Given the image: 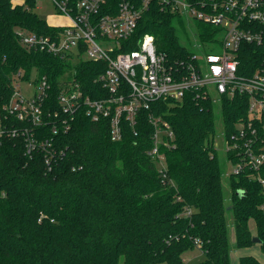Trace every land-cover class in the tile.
<instances>
[{
	"label": "trees",
	"instance_id": "1",
	"mask_svg": "<svg viewBox=\"0 0 264 264\" xmlns=\"http://www.w3.org/2000/svg\"><path fill=\"white\" fill-rule=\"evenodd\" d=\"M187 1L202 9V2L211 0ZM172 2L152 0L121 50L138 49L142 36L152 34L157 48L170 57L188 55L175 24H182L183 14L172 9ZM37 4L0 0L4 125H23L1 111L14 93L19 72L23 79L34 72L37 78L46 76L50 90L45 110L60 108L58 95L66 79L76 78L93 98L102 91L94 79L105 72L106 62H74L20 43L21 29L43 34L60 29L35 11ZM118 4L108 0L101 13L110 11L108 7L116 13ZM198 27L202 41L216 40L218 26L198 20ZM244 49L264 54V46L244 44ZM241 99H227L220 112L210 101L190 96L182 103L159 100L152 105L151 111L163 112L175 132L176 147L166 151V177L147 154L153 126L146 111L135 128L124 125L120 140L112 139L108 119L94 122L84 109L67 132L53 134L51 121L42 125L36 135L53 137L54 147L64 151L54 156L50 170L42 150L27 154L22 136H5L0 146V264H185L184 254L195 247L206 256L198 264H232L229 211L234 215V247L259 245L264 250V185L251 177V170L231 175L232 206L227 209L224 170L213 144L220 115L232 132L246 114ZM259 174L264 177V166ZM254 237L261 241L254 242ZM239 264L264 262L244 254Z\"/></svg>",
	"mask_w": 264,
	"mask_h": 264
},
{
	"label": "built area",
	"instance_id": "2",
	"mask_svg": "<svg viewBox=\"0 0 264 264\" xmlns=\"http://www.w3.org/2000/svg\"><path fill=\"white\" fill-rule=\"evenodd\" d=\"M151 1L119 0L116 13L108 7L110 11L103 14L108 0H52L68 18V25H55L60 29L52 34L19 30L20 43L30 50L74 62L104 61L107 68L94 79L102 85L96 98L87 94L74 77L62 82L60 108L56 110L44 109L50 90L46 76L37 78L34 72L30 79H23L24 73L19 72L16 79L30 80L36 90L33 96H24L15 79L14 93L1 111L5 118L15 117L23 125H4L0 112V146L5 136H22L26 153L42 150L50 170L54 156L64 151L54 147L53 137L36 135L42 125L51 121L53 134L67 132L76 114L84 109L94 122L108 119L112 139L120 140L124 125L135 128L146 111V119L153 126L147 154L160 175L166 177V151L176 147L175 132L163 112L151 111L152 105L159 100L169 105L182 103L190 96L210 101L220 112L227 99L241 97L246 114L235 122L232 132L224 124L228 159L234 164L229 177L251 170V177L264 185V177L259 174L264 166V54L244 49V44L264 46V0L203 1L202 9L186 0L194 19L220 28L215 41H202L204 57L191 50L184 57H170L157 48L152 34L142 36L138 49L122 51ZM171 5L182 13L177 0ZM216 43L222 45L221 52L207 50Z\"/></svg>",
	"mask_w": 264,
	"mask_h": 264
},
{
	"label": "rangeland",
	"instance_id": "3",
	"mask_svg": "<svg viewBox=\"0 0 264 264\" xmlns=\"http://www.w3.org/2000/svg\"><path fill=\"white\" fill-rule=\"evenodd\" d=\"M14 3H21L22 0H12ZM180 6V9L183 14V22L182 24L175 23L177 27V32L180 36L181 42L184 46H186L189 50L197 53L199 57H204L205 55V45L203 44L200 36L198 35L199 27L198 20L194 19V15L186 3V0H177ZM35 11L44 19L48 21L51 25H68V18L60 13L52 0H38L37 7ZM209 51L221 52L222 45L220 43H216V45H210L207 47ZM34 74V73H33ZM18 84V89H20L21 93L24 96H33L36 85L30 82V80H20L16 79ZM215 93V92H214ZM224 121L220 116L216 123V131L214 135V147L216 149L219 161L223 167V184H224V192L226 194L225 205L227 209H231L232 200L230 197L229 190V174L234 171V164L228 159V153L226 150V139L224 136ZM227 224L229 227V243L232 246L231 251V262L232 264H239V259L241 255L244 254H253L252 249L255 246L260 249V253L258 254L259 259L264 262V250L260 248L259 245L251 246V247H234V243L236 241L235 232H234V215L232 211L227 213ZM251 227L253 233H256V228L254 222H251ZM256 256V255H255ZM206 258L205 253L199 248L195 247L184 254L185 264H198Z\"/></svg>",
	"mask_w": 264,
	"mask_h": 264
},
{
	"label": "crops",
	"instance_id": "4",
	"mask_svg": "<svg viewBox=\"0 0 264 264\" xmlns=\"http://www.w3.org/2000/svg\"><path fill=\"white\" fill-rule=\"evenodd\" d=\"M254 255H256L258 257V254L261 252L260 249H258L256 246L255 248L252 249V251ZM259 258V257H258Z\"/></svg>",
	"mask_w": 264,
	"mask_h": 264
},
{
	"label": "water",
	"instance_id": "5",
	"mask_svg": "<svg viewBox=\"0 0 264 264\" xmlns=\"http://www.w3.org/2000/svg\"><path fill=\"white\" fill-rule=\"evenodd\" d=\"M239 194H241V191L239 192ZM253 241H254V242H260L261 240H260L259 237H254V238H253Z\"/></svg>",
	"mask_w": 264,
	"mask_h": 264
}]
</instances>
